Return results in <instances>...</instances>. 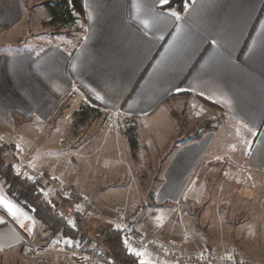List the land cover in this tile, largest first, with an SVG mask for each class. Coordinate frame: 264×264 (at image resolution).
Returning a JSON list of instances; mask_svg holds the SVG:
<instances>
[{"label":"crops","instance_id":"1","mask_svg":"<svg viewBox=\"0 0 264 264\" xmlns=\"http://www.w3.org/2000/svg\"><path fill=\"white\" fill-rule=\"evenodd\" d=\"M45 2L32 11L26 0H0V142L16 136L25 163L51 176L61 174L46 163L52 150L34 149L29 141L50 135L54 142L63 136L62 121H68L71 139L83 136L86 124L75 125L73 117L88 103L102 112L98 118L110 119L109 125L80 143L72 140L60 151L68 155L56 157L61 169L95 162L101 169L116 168L122 161V136L131 162L123 127L138 122L139 132L146 130L154 151L162 154L160 169L190 170L175 197L153 193L146 205L156 209L140 226L155 230L158 208L175 211L182 202H205L212 195L218 200L209 187L218 183L209 179L211 168H224L231 183L250 186L264 178V0H189L182 13L163 8V0H84L83 21L64 27L48 24ZM32 23L46 28L29 45L15 44L13 36ZM176 107L185 108L184 118L195 112L194 117L207 115L216 123L182 140L189 129L185 126L181 135L176 127L177 119L182 121ZM71 174L70 184L80 195L94 199L103 190L99 177L84 174L79 181L76 172ZM106 174L107 180L114 176ZM98 200L107 199L98 195ZM100 206L115 215L107 204ZM26 229L34 230L31 217L0 187V264H57L63 259L50 253L38 263L23 256ZM245 249L227 240L213 250L228 255L242 250L243 257L258 259L246 257L250 262H263L262 248Z\"/></svg>","mask_w":264,"mask_h":264},{"label":"rangeland","instance_id":"2","mask_svg":"<svg viewBox=\"0 0 264 264\" xmlns=\"http://www.w3.org/2000/svg\"><path fill=\"white\" fill-rule=\"evenodd\" d=\"M40 1L43 2L44 0H26L27 5L31 6V8H29L32 11L36 9L37 4ZM45 28V26H40L39 24H28L26 26V30L19 31L18 34L13 36L12 40H14V42H17L15 44L21 43L23 46H26V44L29 45V43L33 42L36 39L35 37L38 36L37 33H39V31L41 30H44ZM68 31L71 33L74 32L70 29H68ZM69 32L67 34H69ZM73 35L76 36V34ZM180 104H182V102ZM181 107H176V111L180 113V117L182 118V121L180 120V118L177 119L176 127H178L179 130H182L180 132L181 135L184 133L183 128H185V126H187V128L189 129L187 135L181 137L182 140L192 138L197 130L209 127L211 124V126H214V124L216 123V120L214 121V119L207 120V115L194 117L196 113L193 111L192 114H189L186 118H184L183 115L186 110L185 108L181 110ZM57 119L62 120V117L57 116ZM109 120L110 119L102 115L100 118L93 120L89 124H86L87 127H84L85 130L83 132V136L79 135L73 137L72 139L70 137V134L66 133V125L68 121H62L63 136L54 138L55 141L52 143L49 142V139H53V136L49 135L48 137L35 138L33 132L27 133V135L31 136V138L34 137L33 139H35H30L29 141L31 142V144H33L34 149H48L49 151L52 150L49 152L50 158L46 163L53 169L57 166L55 169L59 170L61 173L58 175L53 173L52 176H56L62 182L67 184H70L71 182V180H69V176L72 175L71 173L75 172L76 175L79 176V181L80 177H82L84 174H89V176L91 175L90 177L92 180H98V177L103 180L104 186H102L103 190L100 191L101 193L99 192L94 199L89 196V198H91L94 204L99 208V212H86L87 216H97L100 218H104L105 216H101L100 213H105L103 211L104 208L100 205L107 204L109 209L111 210L108 212L114 213L115 215H128L133 220L136 228L141 234L143 233L145 235H159L164 239L173 236L176 237V239L178 238V240L181 239L182 236L184 237L187 234L188 236L186 237V239H182L183 242L190 248H197L202 245H206L209 248L214 249L215 245H221V243L223 244L228 240L237 243L239 246L243 245L245 248H248V250L245 249V251L253 252L259 250L258 248H262L259 251H262L264 253V216L261 215L262 209H264V178L260 179L259 181L257 179L254 180L255 183L254 181H252V184H250V186L244 185L237 181L231 183L229 179L226 178L229 175H227L224 168H211L209 169V173L211 174H208L210 176L209 179H211L212 181H218V183L216 185L214 184V186L209 187L213 191V194H218L219 199H215V195H212V197L205 202H197L196 204L189 202H180L181 210L179 208L175 209V211L169 209L171 208L169 206H165L164 209L158 208V212H161V214L157 212L158 217L156 216V218L159 221V224L155 226L154 230L153 228H149L146 224H143L142 226H140L139 224V222L144 220L146 216V220H150V212H152V210L155 211L156 209V207L149 208L147 207V205H145L146 203L152 202L150 194L152 195L154 193L157 197H162L163 195L175 197L179 188V184L184 181V179L186 178V174L190 170H185L178 167L160 169V157L162 156V154L154 151V148L148 141L149 138H147L146 136V130L144 131V133L136 131L134 134L135 136H137V142L140 145L134 153L132 152L133 154L131 155L133 157H131V162L129 161L130 157L128 151H126L123 147L124 138L122 136L118 142L121 145L119 156L121 157L122 161L116 165V168L109 170L103 168L101 169L100 165L95 162L92 167L91 165L88 166L87 164L86 166L84 165L85 167L83 166L84 168L78 170L72 169L70 167L64 170L61 169V161H57L56 157L66 156L68 154L61 153L60 151L66 149L69 144H71L72 140L76 144L80 143V141L84 139H87L85 138L87 136L93 137L94 133L99 130L100 127H107L109 125ZM203 125L204 127L202 128ZM127 127L128 125H125L123 127V131L125 133L126 141L129 142L126 132ZM17 132L18 131L16 130L15 134H17ZM12 138L13 139H9L8 141H1L0 144L14 143V139H16V136L13 135ZM55 149L59 150V152L56 153L57 151L55 152ZM10 154L12 160L14 161L15 167L19 162L25 164V162L23 161L24 155L20 147H14L11 150ZM37 154L43 156V154L45 155V152L43 154L41 152H38ZM109 171L112 172L114 176L107 180L105 179V177L107 178L106 172ZM101 173H104L102 178ZM92 180L91 182L94 183ZM96 186L97 184L94 185V187ZM210 188L208 190L209 194L211 191ZM247 192L249 193L247 194ZM242 194H244V197ZM98 195H102L107 200H103L102 202H100L98 200ZM241 196L243 198L249 196L250 199L248 201L241 200ZM57 198L58 197L56 196L50 195V199L54 203H57L59 201ZM232 198H235L234 201H232ZM227 200L228 204L226 202ZM77 206V204H74V208ZM232 207H234V210H231ZM244 211H248V213L250 212V215H245ZM241 214H244V216H242ZM91 220H94V218L90 219V222L92 223ZM247 220L249 224L246 222ZM146 229H150L151 231L149 230V232H146ZM31 231L34 234V238L37 239L34 230ZM240 251V253L242 254H235L233 256L244 259L246 261V264H264V259H262L263 262H250L246 257H251L254 260L258 259L250 255L243 257V255H245L246 253L242 250ZM50 253L53 252H49L46 255L48 256ZM141 262H143L141 264L151 263L150 261L144 259L141 260Z\"/></svg>","mask_w":264,"mask_h":264},{"label":"trees","instance_id":"3","mask_svg":"<svg viewBox=\"0 0 264 264\" xmlns=\"http://www.w3.org/2000/svg\"><path fill=\"white\" fill-rule=\"evenodd\" d=\"M83 1H46V8L50 14L48 24L64 27L80 19L83 21ZM188 2L189 0H167V2L163 0L161 6L182 13ZM101 113L98 108L84 103L74 112V124H89ZM127 125L126 132L134 153L139 147L137 136L134 134L139 131L140 125L138 122ZM14 147V143L0 144V187L7 198L17 203L31 217L35 236L39 242L46 244L51 240H78L86 250L99 251L105 258L111 259L113 264L143 263L141 260L145 258L126 248L121 231L112 223L97 216H87L86 212L79 210L78 207L74 208L73 201L57 198L59 200L57 203L52 202L50 195L44 192L41 180H34L15 168L10 154ZM74 193L76 196L80 195L75 190ZM150 196L152 198L153 194ZM93 218L91 223L90 219ZM136 230L138 231L137 228Z\"/></svg>","mask_w":264,"mask_h":264},{"label":"built area","instance_id":"4","mask_svg":"<svg viewBox=\"0 0 264 264\" xmlns=\"http://www.w3.org/2000/svg\"><path fill=\"white\" fill-rule=\"evenodd\" d=\"M15 168L34 180H41L46 194L73 201L81 211L99 212V208L89 197L76 196L71 184L64 183L29 163L19 162ZM100 213L119 228L122 241L129 251L157 264H246L244 259L218 254L206 245L190 248L183 241L173 237L164 239L159 235L144 236L136 230L133 220L126 214L110 216ZM21 251L25 257L36 259L38 263H43L46 254L53 252L63 256L57 264H113L111 259L105 258L99 251L86 250L78 241L62 243L51 240L44 244L35 239L33 232L27 229Z\"/></svg>","mask_w":264,"mask_h":264},{"label":"snow or ice","instance_id":"5","mask_svg":"<svg viewBox=\"0 0 264 264\" xmlns=\"http://www.w3.org/2000/svg\"><path fill=\"white\" fill-rule=\"evenodd\" d=\"M165 2H167V0H165Z\"/></svg>","mask_w":264,"mask_h":264}]
</instances>
